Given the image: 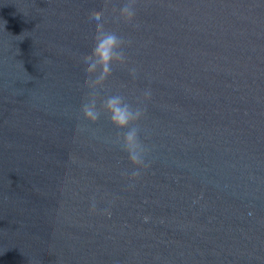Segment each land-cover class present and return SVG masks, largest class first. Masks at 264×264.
I'll return each mask as SVG.
<instances>
[{
    "label": "water",
    "instance_id": "95a60500",
    "mask_svg": "<svg viewBox=\"0 0 264 264\" xmlns=\"http://www.w3.org/2000/svg\"><path fill=\"white\" fill-rule=\"evenodd\" d=\"M123 3L0 0V264H264V0ZM94 20L127 42L102 95L145 108L138 177L82 111Z\"/></svg>",
    "mask_w": 264,
    "mask_h": 264
},
{
    "label": "clouds",
    "instance_id": "9594fccd",
    "mask_svg": "<svg viewBox=\"0 0 264 264\" xmlns=\"http://www.w3.org/2000/svg\"><path fill=\"white\" fill-rule=\"evenodd\" d=\"M135 0H124L119 9V17L126 21H133L136 16ZM85 31L95 38V45L91 51L88 62L82 67V83L91 91L82 111L86 120L96 123L102 114H106L111 123L120 130V134L108 142L116 144L127 155V159L134 166L126 175L138 177L142 168L147 166L149 148L142 139L140 121L145 114L142 103L133 104L120 93L102 95L105 82L112 73L116 63L127 64L128 57L125 52L126 40L116 32L105 28L101 20L89 22ZM135 77L137 69H129ZM151 89L143 90L145 98L151 97ZM95 208V201L92 203ZM108 212V209H104ZM110 214V212H108ZM145 222L149 218L145 217Z\"/></svg>",
    "mask_w": 264,
    "mask_h": 264
}]
</instances>
